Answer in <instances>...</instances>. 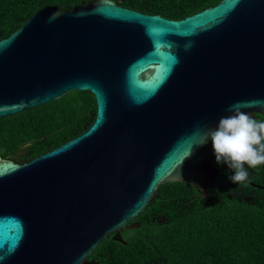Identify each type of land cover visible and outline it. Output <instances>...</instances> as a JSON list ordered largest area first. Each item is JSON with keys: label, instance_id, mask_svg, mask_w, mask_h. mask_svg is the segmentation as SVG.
Wrapping results in <instances>:
<instances>
[{"label": "water", "instance_id": "1", "mask_svg": "<svg viewBox=\"0 0 264 264\" xmlns=\"http://www.w3.org/2000/svg\"><path fill=\"white\" fill-rule=\"evenodd\" d=\"M72 90L96 99L85 131L25 163L0 155V264H99L91 254L126 243L161 185L201 177L205 190L222 168L197 129L237 102L264 116V0L181 19L48 5L0 39V118Z\"/></svg>", "mask_w": 264, "mask_h": 264}, {"label": "trees", "instance_id": "2", "mask_svg": "<svg viewBox=\"0 0 264 264\" xmlns=\"http://www.w3.org/2000/svg\"><path fill=\"white\" fill-rule=\"evenodd\" d=\"M94 0H0V39L22 26L37 10L72 9ZM117 4L171 19H181L220 0H114ZM96 99L90 91L63 97L0 118V155L25 163L61 145L94 121ZM221 167L208 195L195 185L167 182L135 221L122 232L126 243L109 237L91 254L99 264H264V165L248 169L246 186ZM247 167V166H246Z\"/></svg>", "mask_w": 264, "mask_h": 264}, {"label": "clouds", "instance_id": "3", "mask_svg": "<svg viewBox=\"0 0 264 264\" xmlns=\"http://www.w3.org/2000/svg\"><path fill=\"white\" fill-rule=\"evenodd\" d=\"M246 106L240 102L229 105L226 111L232 115L221 117L214 130L198 128L196 132L203 137L199 145L210 140L217 164L225 163L234 170L230 179L242 186L249 182L248 169L264 165V120L242 111Z\"/></svg>", "mask_w": 264, "mask_h": 264}, {"label": "flooded vegetation", "instance_id": "4", "mask_svg": "<svg viewBox=\"0 0 264 264\" xmlns=\"http://www.w3.org/2000/svg\"><path fill=\"white\" fill-rule=\"evenodd\" d=\"M254 118H256V119H258V120H264V116L262 115V114H260V113H252L251 114ZM210 141V140H209ZM210 143H211V141H210ZM219 168H221V167H219ZM218 177V176H217ZM216 177V178H217ZM216 178L209 184V185H207V187L205 188V190L204 189H202V188H200V185L202 184V179H201V177H196L195 178V183H196V185H195V187H196V189H198L199 191H198V195H208V187H210V186H212L213 185V182L216 180ZM110 237H113V235L112 236H110ZM89 259H90V257H89Z\"/></svg>", "mask_w": 264, "mask_h": 264}, {"label": "rangeland", "instance_id": "5", "mask_svg": "<svg viewBox=\"0 0 264 264\" xmlns=\"http://www.w3.org/2000/svg\"><path fill=\"white\" fill-rule=\"evenodd\" d=\"M212 156V155H211ZM215 166V165H214Z\"/></svg>", "mask_w": 264, "mask_h": 264}]
</instances>
